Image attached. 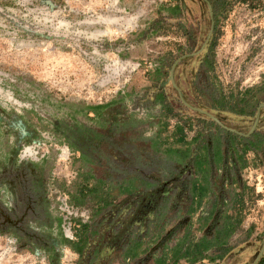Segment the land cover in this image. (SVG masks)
<instances>
[{
    "label": "rangeland",
    "instance_id": "rangeland-1",
    "mask_svg": "<svg viewBox=\"0 0 264 264\" xmlns=\"http://www.w3.org/2000/svg\"><path fill=\"white\" fill-rule=\"evenodd\" d=\"M207 13L200 0H0V264H154L162 246L163 264H172L169 248L183 232L192 241L210 234L208 225L195 221L208 211L205 197L188 217L177 191L185 168L173 162L174 154L183 150L190 127L202 129L199 119H206L184 103L247 135L264 133V0L225 1L211 38V64L197 70L202 46L199 54L181 56L207 41ZM169 74L187 100L178 99ZM210 95L253 116L217 111ZM110 101L103 116L122 125L107 133L80 118L98 134L77 133L75 144L87 149L96 178L114 185L134 176L150 186L131 195L112 190L109 205L92 218V199L80 206L68 202L83 183L80 154L53 127L58 119L71 125L64 104ZM245 157L233 188L242 202L228 212L236 224L227 241L232 250L216 264H253L260 251L264 255V158ZM232 161L226 155L218 188ZM228 188L216 189L217 197L227 199ZM165 189L176 198L154 222L145 193L158 196ZM99 220L97 235L80 254L73 252V224ZM129 234L144 237L143 251L124 259Z\"/></svg>",
    "mask_w": 264,
    "mask_h": 264
},
{
    "label": "flooded vegetation",
    "instance_id": "flooded-vegetation-1",
    "mask_svg": "<svg viewBox=\"0 0 264 264\" xmlns=\"http://www.w3.org/2000/svg\"><path fill=\"white\" fill-rule=\"evenodd\" d=\"M177 1V0H176ZM202 5H204L207 10V21H208V28L206 33V40L202 41V43L197 46L196 49L190 50L188 54H183V56H190L193 54L201 53L202 49L205 50V55L201 59V62L198 63L197 70H201L206 66V63L209 61V55L210 53V47H211V41L212 36L214 34L215 30V23L218 18V12H220L225 4L226 0H200ZM180 7V6H179ZM178 10V8H177ZM208 42V43H207ZM202 46V49L200 50ZM207 52V53H206ZM198 53V54H199ZM197 54V55H198ZM180 61V59L178 60ZM175 60L173 64H176L178 62ZM209 67V66H208ZM207 67V68H208ZM206 68V69H207ZM171 87L174 89L176 94L178 95V99L181 101L186 99L185 94L182 92V90L176 85L173 79V75L171 77V74L168 76ZM195 79V77H194ZM196 80V79H195ZM157 97L164 99V93L162 91H159V93L156 94ZM185 97V98H184ZM210 97L213 100V103L215 104L217 111H226L229 114L239 116V117H251L253 116V113H244L242 111L235 112L233 109L228 108V106H224V98L223 97H214L213 95H210ZM187 100V99H186ZM188 108L193 111L194 114H198L200 116V123L202 129H194L190 127V137L186 141L187 143L184 145V148L182 150V153H184L185 158L183 161V165L185 168L184 171V177H178L180 181V185H178L177 191L180 192V195L184 196L185 201L187 202L185 214L188 217H191L193 211L195 210L196 202L199 200H202L205 197V200H207V203L209 204L208 211L206 213H198L195 217V221H198V225L200 223L201 226H209L211 228L209 235H201L210 237L213 231V228L218 224V217L222 210L226 207V215L231 217L229 215V211L236 206V202H238L240 195H237L235 193V190L233 189L238 181L236 180L235 176V169L241 170L238 167V164L243 163L244 166L242 169L245 168V162L244 159H246V154L251 153L257 156V154L261 155L264 158V133L257 130H253L250 134H245L240 131H237L233 127H228L225 125L224 122L219 120L214 114L205 111L203 109L196 108L188 102L185 101L184 103ZM103 112V111H102ZM117 122V121H116ZM255 135L259 136L260 143L256 146H254V149H246L243 148V141L251 140ZM195 145L193 148V151L191 150V146ZM218 155V160L215 161L214 157L215 155ZM231 154V155H230ZM227 156L233 157V166L227 171L228 177H226V181L221 184V188L217 187V176L218 172H220L221 168L224 166V162ZM200 163L201 165H197ZM231 166V164H230ZM182 182H184V186L182 187ZM228 184V185H227ZM226 185L229 188L226 189L228 192L227 199L221 197L219 199L216 194V189L223 191V187ZM149 193V195H147ZM156 192H151V190H148L145 193V197L148 198L146 209L150 210L153 217V212L159 208H163L166 211V206L169 204V201L171 198H176L174 194L171 192L168 193V189L162 190L160 195L157 196L155 194ZM148 211V213H150ZM232 218V217H231ZM203 220V221H202ZM202 221V222H201ZM233 223V221H232ZM183 234V233H182ZM182 236V235H181ZM200 236V237H201ZM199 238V237H198ZM197 240V239H196ZM194 240L193 242H195ZM229 245V244H228ZM230 246V250L223 256L225 257L231 250L232 247ZM213 252V251H209ZM207 256L215 257L216 253L213 252V254L208 255V252L206 253ZM221 259H215L212 263L209 264H216ZM261 258H264V255L262 254V251L259 252L257 257L254 260L253 264H256Z\"/></svg>",
    "mask_w": 264,
    "mask_h": 264
},
{
    "label": "trees",
    "instance_id": "trees-1",
    "mask_svg": "<svg viewBox=\"0 0 264 264\" xmlns=\"http://www.w3.org/2000/svg\"><path fill=\"white\" fill-rule=\"evenodd\" d=\"M245 1V0H242ZM211 64L210 61H208ZM210 68V65L209 67ZM261 89L264 90V80L260 85ZM111 104V101L102 105L96 106H87V107H76V105H66L64 104L66 110L63 114L68 115L69 122L64 123L60 119L56 121L53 129L58 131H62V137L66 139L67 146L73 151L79 152L80 161H81V169L78 173V177L83 179V183L78 186L72 193H69V204L80 206L86 202L88 199H92L95 209L92 214V218L98 217L101 215L102 211H104L105 207H107L111 198V191L116 190L118 195H131L137 191L140 186H144L145 188L150 186V182L139 179L138 177H127L119 180H115L114 185L112 182L107 179H99L96 178L92 171V160L88 156L87 149L84 147L77 146L75 144L76 136L75 134L80 133L85 136L96 135L97 132L89 129H85L81 126L80 118L88 121L90 124H95L98 129L106 130L107 133H114L117 128H119L122 123L118 121L108 122L103 116V110L107 108ZM24 113H28L29 111H23ZM83 116V117H79ZM75 123L77 125H75ZM124 124V123H123ZM82 127V131L80 127ZM99 136V135H98ZM243 148L246 149H254V146L260 143L259 136L255 135L253 139L243 141ZM153 149H156L155 145ZM169 156V153H166ZM175 159L173 162L177 164H183L185 155L182 151L178 152V154H174ZM173 158V157H172ZM170 159V157H169ZM214 160H218V155L216 154ZM197 165H201L198 163ZM244 166L243 163L238 164V167L242 169ZM93 180L94 183L92 185H88L87 182ZM182 187L184 186V182H182ZM149 195V193H147ZM241 201V198L239 200ZM226 207L222 210L218 217V224L213 228L212 234L210 237L201 236L195 242L191 240L188 231L183 232L182 236L175 241V243L169 248V257L171 259L172 264H177L180 260H183L189 264H194L203 259L212 263L215 259H221L231 248L228 245V238L236 229V224L232 223V218L226 215L225 213ZM165 214V209L159 208L153 212V221L162 219ZM92 221V220H91ZM90 221V222H91ZM152 221V222H153ZM59 222V220H58ZM101 220L97 223L93 222V226L90 223H81L80 221H76L73 225L74 229V238H76V247L71 246V250L77 254H80L84 249L87 240L90 237L97 235V226L100 224ZM155 222V221H154ZM157 225V224H156ZM155 225V226H156ZM165 223H162L157 227V232L161 231ZM146 228L145 230H147ZM155 230V231H156ZM146 234V233H145ZM142 235H133L129 234L127 238V243L122 247V255L124 259H133L138 257L142 251ZM167 247H161V253L159 257L153 259L154 264H163L164 258L166 256ZM209 251H213L216 253L215 257L207 256L206 253ZM96 252V251H95ZM256 264H264V258H261Z\"/></svg>",
    "mask_w": 264,
    "mask_h": 264
}]
</instances>
